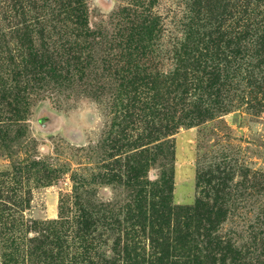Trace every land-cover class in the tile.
<instances>
[{"label":"rangeland","instance_id":"374dc122","mask_svg":"<svg viewBox=\"0 0 264 264\" xmlns=\"http://www.w3.org/2000/svg\"><path fill=\"white\" fill-rule=\"evenodd\" d=\"M68 1L75 12L67 31L60 23L29 17L37 25L29 31L6 33L0 42V208H23L28 219L53 220L59 218L63 203L67 217H74L79 213L76 193L81 188L90 193L85 207L102 213L115 210L114 222L119 215L127 216L125 211L136 197L133 187L127 186L128 171L140 169L141 187L151 184L155 189L166 167L174 171L172 206L193 207L202 197L213 204L211 199L220 196L224 210H229L220 227L221 237L251 248L254 235L256 248H263L264 68H252L251 82L262 89L252 94L259 85L243 82V93H236L240 97L225 102L226 114L193 127L178 125L175 107L179 97L170 93L171 87L169 112L177 118L163 120L159 105L165 81L173 78L182 60L192 56L190 49H184L187 16L197 9L235 29L237 19L227 21L228 14L232 10L241 13L250 1ZM62 60L70 66L69 74L50 78L54 71L50 70L14 87L12 79L25 66L33 71L36 65ZM16 88L22 89L18 97ZM128 93H136L130 98L140 103L121 98ZM150 107L156 108L162 126L173 123L176 127L162 138L156 132L153 142L145 131L157 129L147 117ZM166 142L154 157L146 154ZM222 169L227 171L225 175L219 173ZM212 171L215 176L206 174ZM221 184L229 189L220 193ZM20 197L31 199V204L17 208ZM144 203L148 205L147 200ZM148 232L146 236L143 231L129 238L122 236L116 249L114 233L100 252L121 264H127L124 259L132 253H126V248L133 244H140L148 255L157 249L170 256L186 254L170 241H166V249L154 245ZM17 248H0V264L7 255L12 259L21 256L18 262H26Z\"/></svg>","mask_w":264,"mask_h":264},{"label":"trees","instance_id":"16d2710c","mask_svg":"<svg viewBox=\"0 0 264 264\" xmlns=\"http://www.w3.org/2000/svg\"><path fill=\"white\" fill-rule=\"evenodd\" d=\"M249 1L241 13L232 10L228 14L227 21L237 19L235 29L227 22H217L197 9L187 16L188 22L184 26V49L191 50L192 56L182 60L173 78L165 81V91L159 102L163 110L160 113L163 120L177 118L169 112L170 87L173 89L170 93L179 97L175 108L179 113L180 127H193L226 114L228 107L225 102L227 99L240 97V94L237 96L236 93L242 92L240 86L243 82L251 87L259 85L252 94L262 89V85L251 82V79L255 75L252 68H264V0ZM251 5L253 8H250ZM74 12L68 0H0V42L6 38V33L10 35L15 29L29 31L37 20L47 24L60 23L62 29L67 31V22L74 16ZM29 17H34L35 21L29 20ZM21 25L25 27L21 28ZM53 27L57 28L56 25H52V29ZM66 65L65 60L58 61L57 64L50 62L36 65L33 71L25 66L21 74L17 73L10 79L14 87H17L19 81H35L37 75L51 73L50 70H54L52 75H45V78L62 77L69 74L67 68L70 66ZM72 77L74 76H69ZM14 91L15 97H18L22 89L16 88ZM132 95L137 96L136 93H128L121 98L126 96L135 105L140 103V100H132ZM147 111L149 123L157 125V129L153 127L152 131L145 129L150 142L154 141L151 140L152 135L158 134L162 138L170 135L172 128H176L173 123L170 126H162L163 120L157 114L156 108L150 107ZM165 146L167 142L155 147L154 152H145L154 157L156 152L163 151ZM163 169L167 171L162 174L158 187V183L154 184L155 189L151 184H146V188L141 187L140 169L131 168L128 171L127 186L133 187L136 197H133V205L125 211L127 216L119 215L114 222L115 215H118L115 210L102 213L85 207L84 201L90 200V193L85 194V189L81 188L76 193L79 213L74 217H67L63 203L59 218L53 220L28 219L25 216L26 209L23 208H0V228L3 230L0 231V248L11 250L15 246L16 249L19 247L22 260H26L18 262L21 256L12 259L7 255L2 257V264H32L34 261H38V264H121L117 263L116 259L109 261L100 249L108 245V239L114 237V233L117 235L114 239L116 249L122 236L129 238L132 233L140 231L146 236L148 229L150 241L154 245L158 244L166 249V241H170L175 244L176 249L184 250L186 254L170 256V252H158L157 249L148 255L142 251L140 244H133L126 248V253H132L127 254L124 259L127 264H264V247L256 248L257 237L254 235L251 248L244 245L238 247L221 237L220 227L225 222L229 210H224L221 204L223 198L220 196H214L213 199L209 197L213 204L202 197L193 207L172 206L174 171L172 168ZM215 171L206 174L213 177L216 175ZM221 171L219 173L223 175L227 172ZM200 178L199 176L198 180ZM225 189L229 187L223 184L218 187L220 193ZM17 197L15 196V199ZM140 199H143V202H140ZM145 200L148 205L144 203ZM24 203L30 205L31 199L24 200L20 197L16 200L17 208ZM263 241L264 239L261 243Z\"/></svg>","mask_w":264,"mask_h":264}]
</instances>
